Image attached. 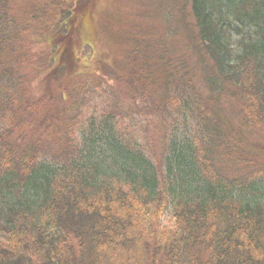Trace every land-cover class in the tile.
Wrapping results in <instances>:
<instances>
[{
	"label": "trees",
	"instance_id": "obj_1",
	"mask_svg": "<svg viewBox=\"0 0 264 264\" xmlns=\"http://www.w3.org/2000/svg\"><path fill=\"white\" fill-rule=\"evenodd\" d=\"M134 1L107 76L93 0H0V264H264V0Z\"/></svg>",
	"mask_w": 264,
	"mask_h": 264
},
{
	"label": "rangeland",
	"instance_id": "obj_2",
	"mask_svg": "<svg viewBox=\"0 0 264 264\" xmlns=\"http://www.w3.org/2000/svg\"><path fill=\"white\" fill-rule=\"evenodd\" d=\"M121 2H125L128 5L134 4V0H93L91 8L89 10V13L87 18L83 21L81 25V30H82V35L85 40H87L88 46L84 50V54H86V58L90 56L88 60L85 61L86 65L92 70H99L102 74H107L112 75L113 73V68L112 66L114 65L115 62L114 58L116 60V47L113 46L111 43L112 41L107 38L108 45L106 44V40L103 37L99 38L98 35V25L100 27L101 21L104 19L109 18L110 16L114 17L115 15H120V12H122V4ZM101 29V27H100ZM90 43V44H89ZM112 46H111V44ZM42 47L44 45H36L35 50L40 51L42 50ZM93 47L97 48V52L94 53L95 51L93 50ZM101 50H106L110 52L111 57L109 58L106 55V51H101ZM93 54H95L93 56ZM93 56V57H92ZM102 58L103 61L99 63V61ZM109 64V65H107ZM152 122L154 123L153 119ZM158 122V119L156 120V123ZM147 121L143 119L142 124L138 127L137 129V135L140 136V133H145L148 131V128L146 129H140L142 126L146 125ZM179 129L184 130V128L179 125ZM141 137V136H140ZM159 152V150H158ZM163 222L164 224H171L172 221V215H171V210L168 209L163 217Z\"/></svg>",
	"mask_w": 264,
	"mask_h": 264
}]
</instances>
